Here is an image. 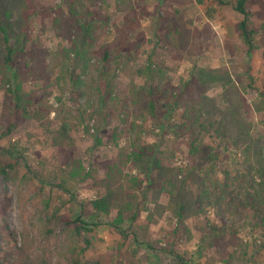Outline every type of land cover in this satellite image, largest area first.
<instances>
[{
  "label": "rangeland",
  "instance_id": "obj_1",
  "mask_svg": "<svg viewBox=\"0 0 264 264\" xmlns=\"http://www.w3.org/2000/svg\"><path fill=\"white\" fill-rule=\"evenodd\" d=\"M36 1L40 10L28 20L30 41L27 49L34 42L38 52L34 60L28 54L19 57L17 68L25 80V90L42 98L44 79L37 80L31 66L37 64L43 68V64L48 65L50 56L46 53L69 46L70 41L58 37L53 26V9L64 6L63 0ZM162 1L87 0L91 10L108 16V23L102 26L103 22H100L91 57L93 67L82 77L84 82L80 86L74 82L79 72L72 77L73 57L69 70L57 69L60 83L52 88L46 101L52 105L50 117L57 122L68 119L74 124L71 133L77 144L76 155L88 168L97 166L100 160L116 156L121 149L130 150L132 141L140 138L142 143L157 144V156L166 166L181 169L178 170L180 183L189 170L199 166L200 160L190 153V131L176 132L175 125L183 122L184 111L169 110L164 106L158 81L148 79L140 70L152 61L154 67L167 70V81L179 85L190 78L195 65L227 67L230 75L222 73L223 80L210 85L208 95L214 99L211 105L218 104L227 110L245 100L251 108L250 113L243 106L241 114L236 112L233 117L235 120L244 118L245 123L250 124L247 127L250 126L251 138L238 139L240 145L235 143L237 139L233 136L243 130L241 123L231 125V136H219L215 129L202 131L200 136L205 144L220 152L214 167L217 178L223 181L229 171L237 179L241 175L247 176V170H250L251 176L261 182L262 173L258 169L264 167V0H251L249 4L250 23L258 28L256 38L261 44L251 53L247 52L238 28L241 15L235 8L236 0H226L227 4L217 7L212 15L207 12L211 0L202 4L197 0H167L161 5ZM133 7L137 10L138 27L130 39L136 48L124 52L118 62L107 69L100 61L102 56L98 51L105 42L115 39V25H123L125 16ZM176 8L183 12L188 26L198 32L192 51L168 43L166 32L159 28L157 12ZM5 53L0 32V58ZM141 86L145 89L139 90ZM150 99L156 100L154 111L146 107ZM2 107L0 90V115ZM191 115L193 119L196 111ZM219 116L215 113L211 118ZM206 117L204 115L201 121ZM4 130L0 119V134ZM117 131L122 133L118 139L114 134ZM48 137L46 129L31 120L18 124L0 140L2 146L11 150L16 146L18 152L15 155L22 156L14 177L6 180L0 173V235L4 238L5 249L1 254L8 252L7 264H18L21 260V255L11 251L16 244L25 247L33 264H70L79 247L87 246V239L91 245L84 258L99 260L101 264H120V261L123 264H264V225H252L254 220H261V206L257 212L251 208L239 209L232 215L222 213L217 205H205L201 213L195 214L194 209L183 223H179L180 217L174 210L178 206L177 200L172 201L170 194L163 192L159 201L166 207L157 209L153 193L149 191L147 206L157 221L143 229H140L141 222L134 225L136 230H141L140 243L135 240L131 229L124 239L111 227L110 218L104 214L89 219L92 231L75 234L67 226L66 219L75 216L80 211V204L97 196L99 189L93 186L92 180L76 185L68 183L70 191L51 185L57 176L58 158L54 147L47 141ZM5 154H1L3 159L8 158ZM208 165L207 170L202 171L203 175L210 171L211 164ZM128 171L146 176L134 165H130ZM98 173L103 174L102 169ZM154 174L157 176V171ZM242 179L246 180V177ZM186 188L192 189L194 195L200 192L190 179L180 192L185 193ZM170 189L179 192L176 187ZM192 202L197 204L195 199ZM147 215L148 211L144 210L142 218Z\"/></svg>",
  "mask_w": 264,
  "mask_h": 264
},
{
  "label": "trees",
  "instance_id": "obj_2",
  "mask_svg": "<svg viewBox=\"0 0 264 264\" xmlns=\"http://www.w3.org/2000/svg\"><path fill=\"white\" fill-rule=\"evenodd\" d=\"M165 1L167 0H163L160 4L163 5ZM197 1L202 4L205 0ZM250 2L251 0L235 1V8L241 15L238 28L241 30L248 53L261 47L256 38L259 30L250 23ZM64 3V6L60 5L53 9V26L58 37L70 41L69 46H63L57 51L46 53L50 56V60L48 65H42L43 68L37 67V64L31 66L37 80L44 79L42 89L45 92L40 98L35 92L25 90V80L17 68L19 57L28 54L31 56V60H34V55L38 52L34 42H32L29 50L27 47L30 41L28 20L39 13V4L36 0H0V32L6 48L5 55L0 58V90L3 94L0 119L2 129H6L0 134V140L9 135L18 124L34 120L46 129L50 137L47 141L54 147L57 154V176L50 182L51 185L57 186L58 189L70 191L71 185L68 186V183L76 185L92 180L93 186L99 189V194L86 202H82L80 211L75 216H69L66 219L67 226L75 234L82 235L84 231L93 230L89 219L92 220L104 214L110 218L111 227L119 231L124 239H127L131 229L135 234V240L140 243L141 230H136L134 225L141 222L143 224L140 225V229H143L157 221L152 210L147 206L149 191L153 193L157 209L166 207L159 201L163 192H168L172 201L177 200L178 206L174 210L176 215L180 217L179 223H183L188 218L189 212L194 209L195 214L201 213L205 209V205H217L222 213L232 215L236 214L239 209L251 208L257 212L260 211L261 206L262 221L254 220L252 225L256 227L264 225V167L258 169L262 173L261 182H257V179L251 176L250 170H247V176L237 177V179L239 178L238 183L237 179L232 177L231 172L226 171V177L222 181L215 176L214 170L220 152L213 146L205 144L200 136L202 131L214 129L219 136H231L232 133L229 131L231 125L241 123L243 130H239L233 136L234 139H237L235 143L240 145L238 139L249 140L251 138L250 126L247 127L250 124H246L244 118L235 120L233 117L236 112L241 114L244 107L245 111L250 113L251 108L245 100L243 104L234 105L227 110L221 109L218 104L211 105L214 99L208 95L210 85L214 81H222V73L229 74L227 67L212 68L195 65L190 78L182 81L179 85L167 81V70L154 67L152 61L140 70L148 79L158 81L160 97H164L165 100L164 106L168 107L169 110L177 108L184 111L183 122L175 125L176 132L180 134V131H190V153L200 157V160L199 166L187 172L183 182H178V170L181 169L166 166L157 156V144L142 143L140 138L132 141L130 150L121 149L116 156L100 160L97 166H90L89 168L85 166L83 160L76 155L77 144L71 133L74 124L68 119L57 122L51 118L52 105L46 101L52 93V88L60 83L61 76H56L57 69L63 68L64 72L69 70L71 57L74 60L72 77L79 72L77 79L73 81L79 86L84 82L82 77L88 74L93 67L91 57L98 38L100 22H103L102 26L107 25L108 16L91 10L87 0H63ZM226 4V0H211L210 4L207 5V12L212 15L217 7ZM136 11L135 7L131 8V12L125 16L123 25H115V39L111 42H105L98 51L102 56L100 61L105 68L108 69L113 63H117L124 52H132L136 48L134 41L130 39L138 27ZM156 17L159 28L167 34L168 43L176 48L192 51L193 41L198 32L188 26V22L184 20L183 12L179 8L174 11L163 12L160 10ZM144 89L143 86L139 88V90ZM196 96L197 100L195 99ZM104 104L106 105L107 102ZM156 104L155 99H150L146 103V107L154 111ZM194 110L196 116L192 119L191 112ZM215 113L220 114V116L212 119L211 115ZM204 115L207 117L201 121ZM114 134L117 139L122 136V133L118 131ZM3 152L8 158L3 159L1 157ZM17 152L16 146H13L11 150L0 144V173L6 180L14 177V173L18 171V166L22 163V156L15 155ZM208 164H211L208 169L210 171L203 175L202 171L207 170ZM130 165L142 170L146 175L145 178L129 172L128 167ZM206 165L208 166L206 167ZM101 169L103 174L98 173ZM155 171L158 173L157 176L154 174ZM244 177L246 180L242 179ZM248 177H250V181ZM57 179L61 180L57 181ZM188 179L200 189L199 194L194 195L192 189L187 190V188L185 193L180 192L182 188H185ZM169 187H176L179 192L169 190ZM189 197L195 199L197 204H192L193 199H188ZM260 199L262 200L260 201ZM144 210L148 211L146 218H142ZM58 213L59 208L56 211V214ZM86 241L87 246L79 247L70 264H101L99 260H86L84 258L87 247L91 245L89 239ZM3 242L4 238L0 235V264H7L9 261L8 252L1 254L2 251H5ZM11 251L21 255L18 264H33L26 255L25 247L16 244ZM119 263L123 264L122 261Z\"/></svg>",
  "mask_w": 264,
  "mask_h": 264
}]
</instances>
